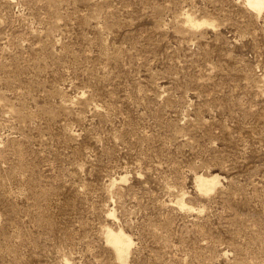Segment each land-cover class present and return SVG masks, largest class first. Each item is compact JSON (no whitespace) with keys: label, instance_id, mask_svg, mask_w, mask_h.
I'll return each instance as SVG.
<instances>
[{"label":"rangeland","instance_id":"obj_1","mask_svg":"<svg viewBox=\"0 0 264 264\" xmlns=\"http://www.w3.org/2000/svg\"><path fill=\"white\" fill-rule=\"evenodd\" d=\"M246 2L0 0V264H264Z\"/></svg>","mask_w":264,"mask_h":264},{"label":"bare ground","instance_id":"obj_2","mask_svg":"<svg viewBox=\"0 0 264 264\" xmlns=\"http://www.w3.org/2000/svg\"><path fill=\"white\" fill-rule=\"evenodd\" d=\"M248 6L251 7L254 11L257 13H261L264 9V0H246ZM197 19V18H196ZM195 18L191 17L190 15H187L185 18L186 23L189 27L198 29L201 26L206 25V22H199ZM199 20V19H198ZM207 21V20H206ZM210 25V21L209 24ZM199 189L205 193L206 195H210L216 186V183L214 180L209 179H200L198 182ZM108 239L111 243L113 249L115 250L117 257L120 262H125L131 252V240L126 236L124 233H114L109 232L108 233Z\"/></svg>","mask_w":264,"mask_h":264}]
</instances>
